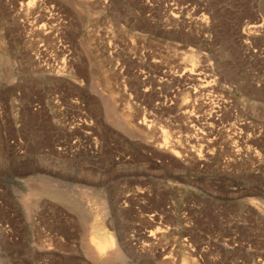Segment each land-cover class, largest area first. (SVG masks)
I'll use <instances>...</instances> for the list:
<instances>
[{
    "label": "rangeland",
    "instance_id": "374dc122",
    "mask_svg": "<svg viewBox=\"0 0 264 264\" xmlns=\"http://www.w3.org/2000/svg\"><path fill=\"white\" fill-rule=\"evenodd\" d=\"M0 264H264V0H0Z\"/></svg>",
    "mask_w": 264,
    "mask_h": 264
},
{
    "label": "bare ground",
    "instance_id": "6f19581e",
    "mask_svg": "<svg viewBox=\"0 0 264 264\" xmlns=\"http://www.w3.org/2000/svg\"><path fill=\"white\" fill-rule=\"evenodd\" d=\"M29 7H30L29 4L26 5V8H29ZM258 27H255V28H258ZM191 68L194 70V67H191ZM87 232H89V231H87ZM87 236H88V239H89L88 240L89 241L88 247L91 246L93 248L92 251H90L91 254H92V257H93L92 259L93 260L101 259V258L105 257V255H106V257H108V253H110V252L107 251V250L109 248H111L112 245L114 244L113 240H112V237L110 235H108L105 231H103L102 229L98 228V226L97 227L96 226L92 227L91 230H90V234L87 235ZM109 257H111V255Z\"/></svg>",
    "mask_w": 264,
    "mask_h": 264
}]
</instances>
